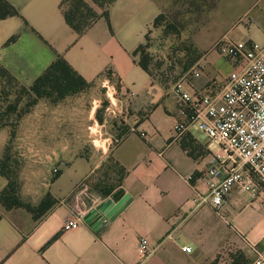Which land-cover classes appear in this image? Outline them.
Returning <instances> with one entry per match:
<instances>
[{"label":"crops","instance_id":"1","mask_svg":"<svg viewBox=\"0 0 264 264\" xmlns=\"http://www.w3.org/2000/svg\"><path fill=\"white\" fill-rule=\"evenodd\" d=\"M3 1L15 14L0 18V69L14 83L30 92L63 59L90 87L57 104L40 99L26 114V129L34 135L25 142L23 179L33 190L19 196L38 207L50 194L55 204L36 218L25 208L0 203V264H215L221 254L250 264L256 259L251 246L264 252V189L256 197L236 189L224 215L216 213L205 177L213 153L208 138L195 127L182 138L173 136L184 119L179 97L134 56L156 18L179 0H114L104 6L83 0L97 15L83 34L66 20L67 0ZM210 20L195 41L202 58L192 70L202 72L185 82L192 93L232 72L214 50L219 40L264 44V0H218ZM107 72L115 74L119 92L136 95L125 120L98 105ZM95 128L104 148L95 144ZM13 133L9 126L0 130V156ZM109 164L125 174L105 203L128 196L126 209L112 219L104 215L93 227L64 231L66 222L88 208L79 196L82 188L103 181L99 177ZM8 184L0 172V195ZM141 239L151 249L144 259L137 251Z\"/></svg>","mask_w":264,"mask_h":264},{"label":"built area","instance_id":"2","mask_svg":"<svg viewBox=\"0 0 264 264\" xmlns=\"http://www.w3.org/2000/svg\"><path fill=\"white\" fill-rule=\"evenodd\" d=\"M214 50L231 63L233 70L223 82L212 80L202 92H190L183 82L174 86L184 108V119L174 126L173 136L182 138L195 127L208 138L209 148L213 150L205 175L209 201L216 213L223 216L226 200L234 190L256 197L264 189V44L225 37L214 45ZM201 72L200 67L194 70L190 79L199 78ZM119 86L115 74L107 72L103 87L114 93L109 96L107 91L98 105L106 114L113 112L125 120L136 95L119 92ZM218 87L220 92L216 91ZM113 101L119 104L114 111ZM119 142L115 140L114 145ZM79 196L88 203V208L66 222L64 231L81 225L93 227L104 218L103 196L89 186L83 187ZM251 247L256 259L250 264H264V252L255 245ZM137 251L143 259L151 254L146 239L140 240ZM184 252L191 253L192 248H185ZM215 264L235 262L221 254Z\"/></svg>","mask_w":264,"mask_h":264},{"label":"rangeland","instance_id":"3","mask_svg":"<svg viewBox=\"0 0 264 264\" xmlns=\"http://www.w3.org/2000/svg\"><path fill=\"white\" fill-rule=\"evenodd\" d=\"M217 1L179 0L165 11L166 19L163 25L157 30H155L156 28L153 29L149 35V40L146 42L149 46L147 52L152 58L150 73L154 80L161 82L166 88H172L177 83H185L190 80L194 70L191 69L185 72L184 68L192 59L201 54L195 41L203 36L199 35V33L205 32L202 29L211 24L210 15L217 6ZM66 7L68 8V6ZM137 57L140 61L141 56ZM107 91L109 96L114 93L112 89L108 90L102 87L101 99L106 97ZM33 99L34 97L29 91L19 87L9 77L4 76L0 70V130L5 126H9L15 132L13 134H16L15 139L9 142V146L4 149L5 152L2 153L0 158L11 179L16 180L17 177L18 192L24 191L26 193L33 188L30 182L23 179L24 166L28 160V150L25 142L34 135L26 129L28 124L26 114L34 107L28 108ZM113 103L112 111L118 109L119 106L117 101H113ZM131 106L129 111H131ZM94 107H97V102ZM25 110H28V112H25ZM94 112L95 110L93 115ZM109 114L115 116L116 113L111 112ZM96 117L99 122H103L104 114L98 113ZM92 132L96 135L97 128L93 129ZM121 135L119 133L114 134L116 138H120ZM105 137L108 138L109 136L105 135ZM94 140L97 147H105V143L97 135ZM108 166L99 177L103 181L97 182V186L93 187L101 196V191L116 184L121 174L112 164ZM112 168H114L113 171Z\"/></svg>","mask_w":264,"mask_h":264},{"label":"trees","instance_id":"4","mask_svg":"<svg viewBox=\"0 0 264 264\" xmlns=\"http://www.w3.org/2000/svg\"><path fill=\"white\" fill-rule=\"evenodd\" d=\"M93 1L100 6H104L105 3H111L114 0ZM66 6H68V8L66 7L65 13L66 20L68 24L79 34L85 33L92 25V23L97 19V15L83 0H67ZM14 14V9L6 4L3 0H0V18H6ZM165 19L166 17L164 13L159 15L154 22V28H160L163 25ZM149 35L147 36L146 42L149 40ZM148 48L149 46L147 44L140 46L134 53V56H141L139 66L152 77L150 73L152 58L147 52ZM201 58L202 54H199L195 59H192L184 68V71L188 72L192 68H194V66L198 64ZM0 70L4 76L9 77L4 70ZM88 87L89 84H87V82H85L83 78L76 74L69 67L65 60L60 59L55 64H53L46 71V73L35 82V84L31 88L30 92L34 99L33 102H31V104L28 106V108L30 109V107L35 106L40 99H48L53 102V104H57L66 97L76 95L86 90ZM25 112H28V110H25ZM5 167L6 166L1 162V175H3L9 181L7 188L0 195V203L4 207H6L7 209H11L13 207L25 208L36 218H38L39 216L44 214L52 205L55 204V200L50 194L46 196V198L38 207H34L31 204L23 202L19 196V192L17 189V177V182L16 180H12L9 176V173L5 171ZM120 173V177H122L124 176L125 171L120 170ZM114 186L115 185L101 191L102 196L107 197L108 195H110Z\"/></svg>","mask_w":264,"mask_h":264},{"label":"water","instance_id":"5","mask_svg":"<svg viewBox=\"0 0 264 264\" xmlns=\"http://www.w3.org/2000/svg\"><path fill=\"white\" fill-rule=\"evenodd\" d=\"M130 202V198L127 196L123 198L118 203H113L112 201H108L101 208V212L109 219L114 218L116 215L123 212Z\"/></svg>","mask_w":264,"mask_h":264}]
</instances>
